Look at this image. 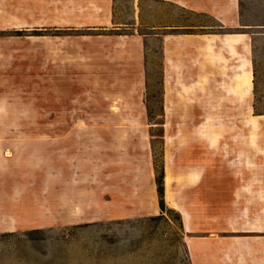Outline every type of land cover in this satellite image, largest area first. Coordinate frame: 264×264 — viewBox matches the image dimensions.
I'll use <instances>...</instances> for the list:
<instances>
[{
  "label": "rangeland",
  "instance_id": "374dc122",
  "mask_svg": "<svg viewBox=\"0 0 264 264\" xmlns=\"http://www.w3.org/2000/svg\"><path fill=\"white\" fill-rule=\"evenodd\" d=\"M0 264H264V0H0Z\"/></svg>",
  "mask_w": 264,
  "mask_h": 264
},
{
  "label": "bare ground",
  "instance_id": "6f19581e",
  "mask_svg": "<svg viewBox=\"0 0 264 264\" xmlns=\"http://www.w3.org/2000/svg\"><path fill=\"white\" fill-rule=\"evenodd\" d=\"M230 36H235V35L233 34V35H230ZM240 61H241V58H238L237 59V62H240ZM250 75L251 74L249 72V69L248 70L241 71L240 74H235L234 75L233 80H232V83H233L234 89L236 90L237 94L242 95V94L248 93L250 91ZM258 117H262V116H258ZM200 127H202V126H200ZM200 134H202V133H200ZM165 173H166V176H164L165 177V182H164V186H165V189H164V197L169 202H172L174 204L175 202H174V200H173V198H172V196L170 195V192H169L170 180L168 178L169 170L167 169V167H165ZM175 206H176V204H175Z\"/></svg>",
  "mask_w": 264,
  "mask_h": 264
},
{
  "label": "trees",
  "instance_id": "16d2710c",
  "mask_svg": "<svg viewBox=\"0 0 264 264\" xmlns=\"http://www.w3.org/2000/svg\"><path fill=\"white\" fill-rule=\"evenodd\" d=\"M163 180H164V171H163V168L161 167L160 170L158 171L157 175L155 176V179H154L155 186H156V192H157V196H158V207L160 210V213L157 216V218L162 217V213L168 211V209L166 208L165 203H164Z\"/></svg>",
  "mask_w": 264,
  "mask_h": 264
}]
</instances>
